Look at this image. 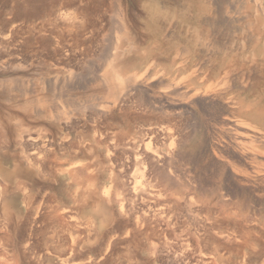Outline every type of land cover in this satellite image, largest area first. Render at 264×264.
Returning a JSON list of instances; mask_svg holds the SVG:
<instances>
[{"label": "rangeland", "instance_id": "rangeland-1", "mask_svg": "<svg viewBox=\"0 0 264 264\" xmlns=\"http://www.w3.org/2000/svg\"><path fill=\"white\" fill-rule=\"evenodd\" d=\"M227 6L220 15L208 0H0V92L16 96L0 93V116L13 114L15 131L0 138V151L9 155L5 167L26 172L37 156L38 164L52 168L89 164L93 174L86 173L95 176L98 190L95 200L79 201L81 188L69 175L57 174L43 189V172L27 190L16 188L17 177L0 184V264H264V146L253 144L262 155L244 167L245 161L232 159L235 140L220 122L223 115L186 101L177 115L161 104L163 95L177 97L178 82L194 92H221V63L228 60L220 53L223 44L209 45L201 19L211 13L226 20ZM237 60L236 68L243 61ZM259 70L242 76L253 77L264 103ZM135 80L144 87L127 95L116 89ZM91 103L104 113L89 109ZM63 108L67 114L57 113ZM161 128L174 133L165 136ZM181 138L194 162L177 157L166 169L172 182H164L148 154L178 151ZM206 138L218 152L193 149ZM247 139L239 142L246 154ZM46 193L54 203H43ZM64 256H71L68 262Z\"/></svg>", "mask_w": 264, "mask_h": 264}, {"label": "bare ground", "instance_id": "bare-ground-1", "mask_svg": "<svg viewBox=\"0 0 264 264\" xmlns=\"http://www.w3.org/2000/svg\"><path fill=\"white\" fill-rule=\"evenodd\" d=\"M208 2H209V4L211 6H213L214 13L215 14L216 13H219L220 14V11L223 9L222 6L228 5L226 8L229 7V9H228L229 10V12H228L229 13V16L225 15V16H227V19L225 18L226 20H220V19H217V18L215 19V15H214V17L213 16L210 17L209 14L211 15V13H209V12H208L209 13L208 14V18L201 19V24L205 27V29L208 28V32L210 33L208 35V43L210 42L209 45H215L216 43L217 44H223L221 46L220 53L223 54L222 55V58H223L224 61L228 60L227 64H225V63L222 64L221 63V65L224 66L223 75H222L224 77H222L220 79V81L217 83V86L218 85H221V92L220 93H215V94H212V95H210L207 90H205L204 93L194 92V91H197V89H195V88L193 89L191 87L189 88V86L183 85L180 82H178L175 85V92L178 93L177 97L175 99H172L171 98L169 100L167 98H164L165 95H163V97H162L163 99H162L161 98V95H160V97H159L160 100L158 102L160 103L161 102V99H162L163 100L161 102L162 106L164 107L165 106L164 104H166V105H168L170 107H173L174 110H176V114L177 115H179V114L182 115L183 114V112L178 113V111L179 110H184L183 108L185 106L182 107L183 104L182 105H179V104L182 103V102H185V101L187 103H189V104L190 103L191 104L192 103H196L198 105H201L202 107L201 106L200 107L202 109L200 107L199 108L202 111H206L207 110L208 112L211 111L213 113H216L217 115H223V118H221V121L220 122H221V124L223 126L228 125L229 128L227 130V134L230 136V138H234V140H235V142H233V147H232V150H233V152H235V155L234 156L232 155V159L235 162H237V164L238 163H241V161H245V165L244 164L243 165H244V167L245 166L247 167V165H246L247 162H249V163L250 162H254L255 161L254 160L255 157L258 158V157H260V155H262V153L260 154V151H258L255 148L256 145H253V144L260 143V144H262L264 146V132H262L260 130V128H262L264 130V128L262 126V122H264V117L263 116H260L261 114L264 113V106H262V104L264 105V103H262V94H261L262 91H261V89H259V86L256 85V82L254 81L253 77L252 78L251 77H247L246 79H244V77L242 76V74L244 75L248 70H255V71H257V70L260 69L259 70V74H261V71H264V0H208ZM226 12H227V10H226ZM222 29H225L226 31L223 32ZM204 32H205V30H204ZM8 44H10V43H8ZM5 46L7 47V45H5ZM246 52H248V56L247 55L244 56ZM231 53H235L232 58H230V56L232 55ZM236 58H239L240 60H243L242 63H241L242 65H240L239 67L237 66V68H236V63L234 62L236 60ZM240 60H237V62H239ZM247 63L249 64V69H247L245 67V66H247ZM6 64H7V62H6ZM218 66L219 65H214L213 66L214 68L211 67V66H208V72H209V74H208V80H210V78H211L210 77V74H212V73H210V72L215 71L216 70V67L218 68ZM0 68H1V66H0ZM235 70H238L239 75L234 74L235 73ZM112 72L114 73V76L116 78H119L120 79V75L115 72V69L112 70ZM102 77L104 78V75ZM98 78H101V77H98ZM9 79H11V80L13 79L14 80L13 77H9ZM17 79H16V81H17ZM2 80L3 81L4 80H7V78H4ZM16 81L14 80V82H16ZM120 81L122 82L123 80L120 79ZM127 81H129V80H126V83H127ZM132 81H131L130 84L128 83L129 84L128 86H126V87H118L116 89H118L120 92H122V94L125 93V95H127V94L131 93L132 91H136V90L142 89V86L145 84L144 81L143 82H137V80H135L134 82H132ZM69 82H70V80H69ZM157 83H158V80H157ZM160 83H162V81H160ZM16 84L17 83H15V86H16ZM50 84L52 85L53 83H50ZM55 84L58 85L57 82ZM18 85H19V83H18ZM160 85H162V84H160ZM80 87L82 89H85L84 86H80ZM21 89L24 91L25 94L29 93V90L27 89V86L25 88L23 86H21ZM118 90H116V91H118ZM149 90L150 89H148V91ZM173 92H174V90H173ZM176 93H173V94H176ZM1 94L4 97H6V99L8 98L9 100H14V97H16L15 95H13L11 93L10 90H9V92L8 91H4ZM230 94L232 96L231 97H228ZM149 95H150V93H149ZM168 98H170V97H168ZM30 101H32V103L35 102L33 100H30ZM30 101L24 102L23 104H26V106H27L28 102L31 103ZM139 101L141 102V100H139ZM163 102H165V103H163ZM89 107H90L89 109H92V111L95 112V113H97V112L98 113H104V110H105V109L104 110L102 109L103 106H101L102 107L101 108L99 106H95L94 103L93 104L91 103L89 105ZM39 109H41V108H39ZM50 110H52V106L50 107ZM12 111H13V109H12ZM42 111L43 112H46L44 110H42ZM7 112H9V111H7ZM14 112H16V111H14ZM57 113H59V114L60 113L61 114H67L65 112V109L64 108H63L62 111H60V110L57 111ZM23 114H24V112H23ZM173 114H175V113H173ZM173 114L170 113V115H173ZM235 115H238L239 117H241L242 118V121L230 120L229 117L230 116H235ZM92 117H94V116H92ZM255 117H259V118L257 119ZM261 117H263V118H261ZM11 118H13V114H11V113L8 114L7 116H5V114H3V115L0 116V138H5L7 136H14L15 131L14 130L11 131V126L9 124V121L11 120ZM246 118H248V119H246ZM92 119H95V117L92 118ZM245 120L248 121L249 124ZM243 121L246 122L247 128H245L246 124H244ZM44 124L45 123H43V125ZM34 126L36 127L37 125H34ZM158 131H161L162 133L165 131L164 134H166L165 136H168V137H170L171 134H172V132H173L169 128H167L165 130L161 128V130H158ZM170 131H172V132H170ZM25 133L26 132H24V134ZM16 134H18V133H16ZM244 135H247V137L249 138V140L251 142V148H250V150H248L247 154L245 153L246 152L245 151V148L239 144V142H244V141L246 142L248 140L247 137L244 136ZM189 136H190V134H189ZM207 138L204 139L203 143L194 145L193 146V149L194 150H203L204 149V151H201V152L208 156V153L215 154L216 152H218L219 149H218V146L216 145V143L214 141H212L211 139H210V142L208 144V139ZM184 140L182 138L180 140H178V143H177L178 151L176 149L175 150H171V151H169L165 155L159 154L158 152H153V153L150 152L151 154H148L147 153L149 155L148 158H150L151 164H152L153 168L156 170V174L154 173V175H157L158 174V176L160 178H164V182L165 181L168 182V183H171L172 182V180H171L172 178L170 177L171 175L168 176L170 173L166 169H167V166L168 165H171L173 163V161L177 157L179 159H181V160L184 159L186 161L188 160V161H193L194 162L193 154H190L189 151L188 152L187 151H184V147H186V145L184 143L185 142ZM23 143H25V142H23ZM8 145H7V147H8ZM89 149H90L89 151H91V148H89ZM26 150H27V147H26ZM32 152L34 154L35 150L32 151ZM37 153H39V152H37ZM42 153H44V152H42ZM42 153L40 151V154L41 155H42ZM35 155H36V153H35ZM41 155H40V157H41ZM43 156L45 157V154H43ZM49 156H51V159H52L53 156L52 155H49ZM29 157H32V160H33V157L35 158V156H29ZM44 157L42 159H45ZM46 157H47V155H46ZM8 158H9V155H5L3 151H0V184L1 185H7V183L10 182L13 177H17V178H19L21 180H19V182L16 180L17 181L16 188L18 189L19 188L18 185H22L25 188V190H27V188H28L27 182H29V184H31V182L33 183L34 177L36 175H39L40 176L41 173L43 172V175H44L45 178L43 179V181L42 180L41 181H42L43 184L46 185V187H43V189H47L48 187H50V185L48 184V180L50 178H54L57 174H66V175H69L70 178L73 180V182L75 184L79 185L80 188H81L80 193H79L81 199L79 201H82L84 199L85 200H95L97 198V196H98V190H97V187H96L97 185H96V178H95V176L91 177V175H88L86 173V171H89V172H91L93 174L92 169H91V167H90L89 164L88 165H85V166H80L79 168L76 167V166H70L68 168H65L69 164L68 165H65V164H61V165L60 164H57L55 166V168H52V167H49V164L48 165H46V164L44 165V163H43V165H42V162L41 161H40L41 164L40 163L38 164L37 163V160L38 159L40 160L41 158H38V156H37V158H35L37 160H34L35 162L34 161L33 162L30 161L32 163L31 164L32 168L28 169L26 172H23L21 170V168H20V165H16L14 167V169H12V170H10L9 168L5 167V165L7 163L6 160ZM198 160H197V162H198ZM44 161H46V160H44ZM195 162H196V159H195ZM175 164H177V163H175ZM70 165H73V164H70ZM41 166H42L43 169L40 168ZM39 168L42 170L41 172H40ZM168 169L170 170V168H168ZM155 170H153V172ZM167 172L169 174H166ZM153 178H154V181H155V178L156 177L154 176ZM86 181H88L89 183L87 185V188L85 190H83L82 188H83V185H84V183ZM157 182H158V180H157ZM160 182H161V180H160ZM34 184H36V183H34ZM151 186H152V184H151ZM154 186H155V184H154ZM183 186H184V184H183ZM0 187H2V186H0ZM30 187L32 188V186H30ZM184 187H186V186H184ZM129 190L131 191V188ZM7 191H8V189L5 186L4 187V192L6 193ZM30 191H31V189H30ZM121 193H119V191H118L116 193V196L114 197L117 202H119L121 200L120 197H119L120 196L119 194H121ZM102 195L104 196V193ZM54 199H55V196L52 193H46L45 200L43 201V203L44 204L54 203L55 202ZM5 205H7V204H6V201L4 199L3 206L5 207ZM94 208H95V206H94ZM36 211H38V210H36ZM0 215H1V213H0ZM69 219H71V217ZM1 221H3V220H1ZM1 221H0V224H1ZM157 222L155 221V223H157ZM4 223H5V221H4ZM0 228H2V227H0ZM87 236L88 235H86V237ZM76 240H78V242H79L78 237L76 238ZM76 240H74V242ZM81 240H83V238ZM74 242L72 240V243H74ZM75 251H76L75 250V247H73V248H71V251L70 252L73 253ZM64 258H65V256H64ZM127 258H129V255H128ZM68 259L65 258L64 260L67 261ZM61 260H63V258ZM64 263H66V262H63L62 261L61 264H64ZM108 264H109V262H108Z\"/></svg>", "mask_w": 264, "mask_h": 264}]
</instances>
